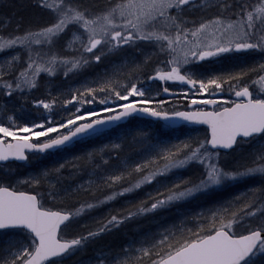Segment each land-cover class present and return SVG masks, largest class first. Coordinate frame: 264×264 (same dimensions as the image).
<instances>
[{"label": "snow or ice", "instance_id": "snow-or-ice-1", "mask_svg": "<svg viewBox=\"0 0 264 264\" xmlns=\"http://www.w3.org/2000/svg\"><path fill=\"white\" fill-rule=\"evenodd\" d=\"M28 6V17L13 24V13L0 21V113L7 116L0 119V162L58 155L129 118H154L189 135L175 144L158 137L139 161L118 167L97 164L88 153L78 159L95 168L75 187L63 179L66 164L24 179L0 176V264H80L73 258L128 221L229 192L241 181L258 185L242 208L233 209L239 196L216 202L195 213L192 227L100 249L93 260L264 264V0H30ZM127 51L144 57L133 59L127 76L105 72L81 88L34 99L39 116H16L23 108L10 102L39 90L41 80L61 73L71 79ZM202 62L230 66L211 75L192 71ZM157 81L163 93L183 96L184 110L169 111L159 94L150 95L145 84ZM170 82L187 89L173 93ZM238 148L247 155L224 159ZM173 176L171 184L161 183ZM153 185L159 186L146 199L128 200ZM102 189L111 194L100 199ZM117 198L131 207L86 221Z\"/></svg>", "mask_w": 264, "mask_h": 264}, {"label": "rangeland", "instance_id": "rangeland-1", "mask_svg": "<svg viewBox=\"0 0 264 264\" xmlns=\"http://www.w3.org/2000/svg\"><path fill=\"white\" fill-rule=\"evenodd\" d=\"M11 2L12 1L10 0H4V3L11 4V7H4L0 5V21L7 23L9 18L12 17L13 13H15L16 15L13 19L14 24L15 19H18L20 16L28 17L31 14V9L28 6L30 0H15L14 2H16V4H12ZM199 15L200 14H194L196 18H199ZM133 59L142 60L144 57L140 56L135 51H127L121 53L119 56L109 57L99 66H93L84 69L79 74L72 76L71 79L65 80L63 73H61L58 79L52 80L50 83L47 81V79L41 80V87L39 90L33 91L25 99L12 101L10 104H15L17 109H20L21 107L23 108L22 112L19 110L16 112V116L18 118H23L24 115L29 113L33 116H39V113L32 108L34 99L48 97L50 92L52 95H56L60 91L67 92L70 89L75 90L76 88H81L86 82L91 84L105 72L109 74L119 73L123 76H127L134 67L132 64ZM257 59H259V57H257ZM252 62L253 61H249V63ZM224 63L225 64H223V66L227 69L230 65L228 62ZM219 65H221V63L202 62L198 67L194 66L192 71L204 73L206 75V66L211 68L212 66L216 67ZM214 70L215 72L210 70L212 74H215L217 71L222 69L217 67ZM140 79L143 80L145 78L140 77ZM145 87L150 88V95L157 96V94H159L160 96V88L157 85L154 86L145 84ZM186 89L187 87L180 86L178 92L182 93ZM180 96L181 99L172 105H167L168 100H165L166 103L162 107L167 110H169V108L173 109L175 106L178 107V104L184 101L183 96ZM3 103V98H0V105ZM40 112H43V109H41ZM11 114L12 113L10 111L7 115ZM59 118V116H56V119ZM0 119L7 121V116L4 113H0ZM188 135L189 133L187 132V129L184 128L172 131L161 125L135 119L124 127L118 128L102 136L86 140L83 143L77 144L69 150L58 155L48 156L45 158H36L19 170L1 169L0 176L8 174L9 176H14L16 179H24L30 174L34 175L35 173L42 172L46 169L59 167L60 164H66V168L64 169L63 173V179L69 184L75 180L76 184L73 185L75 187L87 181L90 178L89 174L91 173L92 169L95 168V165L88 166L85 164L83 159H78L86 157L88 153L95 154L97 164H103L104 161H108L109 168L118 167L122 165L125 160L129 161L130 163L139 161L144 148L149 143L155 142L158 137L168 140L170 144H175L179 142L177 137H179V140H183L186 139ZM190 135L193 137H198L201 135V133L191 132ZM115 145H119L120 147L114 148ZM101 149H103V152H101ZM117 152H119V159H116ZM242 155H247V153L244 149L238 148L236 152L224 157V159L231 161L234 158L240 159ZM82 168H85L86 171L82 170ZM92 178L94 179V177ZM160 179L162 184H171L173 181H175L176 177L173 176L171 179ZM158 186L159 185L146 186L143 192H140L138 195L133 194L132 196L128 197V200L134 201L137 198L139 200L146 199L145 194L149 191L154 193L155 187ZM251 188H258V185L241 181L237 187L233 188L229 192L209 194L208 196L200 197L199 200L193 201L192 203H181L179 205L169 207L166 209V216L168 217H164L165 219H163V225L159 226V229L157 228L158 230L154 228L150 229V223L154 225L155 221L157 220V216L162 215V212L158 214H150V217H148V220L143 226L142 230H139L138 225L133 222L126 223V230L121 231L122 234H118V236L115 237V245L97 242L94 245H90L85 252L78 254V256L74 257L73 260H78L80 264H90V262L91 264H95L93 257L100 249L107 250L111 248L114 250H119V247L123 245L122 240L131 243L134 240L140 241L146 237L151 238L153 235L163 233L165 229L175 231L181 227H192L195 213L206 210L216 202H222L224 200L233 201L237 196H239L241 197V200L238 203L233 204V209L238 210L239 208L243 207L244 203L252 200L253 194L249 193V189ZM107 191L109 190L102 189L101 191L96 192V196L100 197L103 193L110 195L111 193ZM80 198L83 199L84 197ZM89 199H91V197H89ZM128 200L124 198H117V200L112 201L109 205L93 212L92 216L86 218V221L88 223H92L93 218H102L106 216L110 210L127 208L131 206L128 203ZM72 202L74 201H69V203ZM135 222L141 223L140 220ZM69 264H72V262L70 261Z\"/></svg>", "mask_w": 264, "mask_h": 264}, {"label": "trees", "instance_id": "trees-1", "mask_svg": "<svg viewBox=\"0 0 264 264\" xmlns=\"http://www.w3.org/2000/svg\"><path fill=\"white\" fill-rule=\"evenodd\" d=\"M10 1H12V2H11L12 4H16V2H14L15 0H10ZM27 9H28V8H27ZM34 158H35V157H33L32 160H34ZM32 160H31V161H32ZM11 166H13L14 169H19V168L21 169L22 167H24V166H18V165H11ZM107 192L111 193L110 191H107ZM105 195H108V194H107V193H103L99 198H100V199H103ZM138 200H139V199L137 198V199H135L133 202H134V203H138V202H139ZM129 207H131V206H129ZM160 212H162V215L157 216V220L155 221V224H154V225L150 223V229H151V228L157 229L159 226L163 225V219H165L164 217L166 216L167 212H166V209H162V210H158V212H156V213L158 214V213H160ZM156 213H155V214H156ZM148 217H150V214H148L147 216L137 217L136 219L131 220V221H128L127 223H129V222H133V223H135V224L138 225L139 230H142V229H143V226L145 225V223H146L147 220H148ZM166 217H168V216H166ZM138 220H140L141 223H139V222H135V221H138ZM123 227H124V228H123ZM161 228H163V227H161ZM158 229H159V228H158ZM158 229H157V230H158ZM124 230H126V223L120 228V230H119L118 232H114V233L111 234V235H105L102 239H100V240L97 241V242H102V244L107 243V244H113V245H115V244H114V243H116V240H115L116 238H115V237H117L118 234L121 235V234H122L121 231H124ZM97 242H96V243H97ZM124 242H125V240H122V244H124Z\"/></svg>", "mask_w": 264, "mask_h": 264}, {"label": "water", "instance_id": "water-1", "mask_svg": "<svg viewBox=\"0 0 264 264\" xmlns=\"http://www.w3.org/2000/svg\"><path fill=\"white\" fill-rule=\"evenodd\" d=\"M161 97H163V98H174V97H176V95H169V94H165V93L162 92ZM141 118L155 121L154 118H150V117H141ZM128 120H129V119L125 120L124 122L120 123L119 125L125 124ZM155 122H159V121H155ZM161 123H163V122H161ZM116 127H118V126H113V127H112L111 129H109L108 131H110V130L116 128ZM10 162H17V163H20V164L24 163V162H19V161H10ZM7 163H9V162H7ZM0 164H5V163H4V162H0Z\"/></svg>", "mask_w": 264, "mask_h": 264}, {"label": "flooded vegetation", "instance_id": "flooded-vegetation-1", "mask_svg": "<svg viewBox=\"0 0 264 264\" xmlns=\"http://www.w3.org/2000/svg\"><path fill=\"white\" fill-rule=\"evenodd\" d=\"M208 70H210V69H208ZM207 74H208V73H207ZM149 85H150V84H149ZM151 85H154V86L157 85L158 87H162V86H161L162 84H161V83H158V82H157V83H152ZM180 86L187 87V85H181V84H179V83H171V82H170V83L168 84V87L170 88V90L175 91V92H177V93H179L178 90H179V87H180ZM178 97H180V95H179ZM178 99H179V98H178ZM178 99H176V100H178ZM176 100H175V101H176ZM175 101H173V102H175Z\"/></svg>", "mask_w": 264, "mask_h": 264}]
</instances>
